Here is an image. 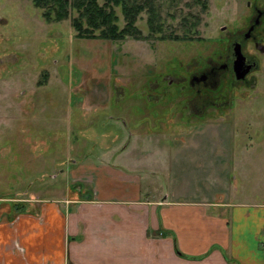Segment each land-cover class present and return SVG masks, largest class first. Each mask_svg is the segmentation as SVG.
<instances>
[{
    "label": "rangeland",
    "instance_id": "obj_1",
    "mask_svg": "<svg viewBox=\"0 0 264 264\" xmlns=\"http://www.w3.org/2000/svg\"><path fill=\"white\" fill-rule=\"evenodd\" d=\"M157 2L162 33L110 40L79 38L71 16L47 21L32 0H0V190L22 198L51 183L66 192L77 181L66 172L72 163L123 161L105 149L116 134L143 158L131 166L152 170L143 175L149 191L264 203V48L247 41L258 65L245 82L226 73V83L194 92L182 79L189 64L225 56L234 38L244 43L264 0ZM184 17L198 18L187 37ZM145 18L136 20L144 34ZM196 96L200 115L187 112Z\"/></svg>",
    "mask_w": 264,
    "mask_h": 264
},
{
    "label": "crops",
    "instance_id": "obj_2",
    "mask_svg": "<svg viewBox=\"0 0 264 264\" xmlns=\"http://www.w3.org/2000/svg\"><path fill=\"white\" fill-rule=\"evenodd\" d=\"M117 138L105 149L123 161L72 163L66 192L0 190V264H264V203L149 191Z\"/></svg>",
    "mask_w": 264,
    "mask_h": 264
},
{
    "label": "trees",
    "instance_id": "obj_3",
    "mask_svg": "<svg viewBox=\"0 0 264 264\" xmlns=\"http://www.w3.org/2000/svg\"><path fill=\"white\" fill-rule=\"evenodd\" d=\"M194 1L202 3V7L205 5V0ZM32 2L42 8V16L47 21L71 16V24L79 38L138 39L163 32L164 21L157 0H32ZM117 7L122 15V25L119 22ZM141 12L146 13L145 21L148 28L146 34L136 24ZM197 19L191 21L187 17L183 18L185 36L196 26ZM187 20L189 25L186 24ZM159 37L164 38L165 35L159 34Z\"/></svg>",
    "mask_w": 264,
    "mask_h": 264
},
{
    "label": "flooded vegetation",
    "instance_id": "obj_4",
    "mask_svg": "<svg viewBox=\"0 0 264 264\" xmlns=\"http://www.w3.org/2000/svg\"><path fill=\"white\" fill-rule=\"evenodd\" d=\"M244 36V43L240 39L234 38L231 40L232 48L226 51L225 56L220 57L219 59L212 58L208 62L201 67H195L197 62L195 61L194 64H189L187 69L184 68L185 72L183 73V84L184 87L191 88L196 91L200 90L202 87H210V88H217L220 86L221 83H226L227 75L229 73L234 79L238 82H245L249 73L258 65V62L254 55L248 53V49L246 47L247 41L250 40L253 42L254 45H260L261 48H264L261 41L264 40V6L259 7L256 9V15L250 21L247 30L243 31ZM236 42L240 43L241 53L244 56V60L242 66L239 68L238 72H242L247 65H249V69L245 71L242 77L236 76V69L234 67V60H235V52H234V44ZM250 54V55H249ZM192 67L189 69V67ZM225 76V77H224ZM173 79L171 78V82ZM171 84V83H170ZM179 85V84H178ZM158 96L159 95L157 94ZM166 97L163 95V98ZM197 97L195 99L188 98L190 108H192L193 112L187 111L194 115H200L201 109L198 103ZM168 99L172 100V96H167ZM159 100V98L157 99ZM163 100V99H162ZM179 100H177L178 103ZM198 104V105H197ZM185 108V102L182 101L181 107ZM198 106V107H197ZM176 112H178L176 110ZM184 112V111H183ZM183 112H180V116L183 115Z\"/></svg>",
    "mask_w": 264,
    "mask_h": 264
},
{
    "label": "water",
    "instance_id": "obj_5",
    "mask_svg": "<svg viewBox=\"0 0 264 264\" xmlns=\"http://www.w3.org/2000/svg\"><path fill=\"white\" fill-rule=\"evenodd\" d=\"M233 47H234V52H235L234 67L236 69V76L237 77H242L243 74L245 73V71H247L250 66L247 65L242 72H238L239 68L242 66V63H243V60H244V56L241 53L240 43L239 42H236Z\"/></svg>",
    "mask_w": 264,
    "mask_h": 264
}]
</instances>
